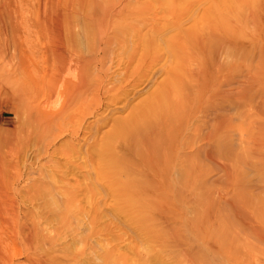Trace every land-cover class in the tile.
I'll use <instances>...</instances> for the list:
<instances>
[{
	"label": "rangeland",
	"instance_id": "374dc122",
	"mask_svg": "<svg viewBox=\"0 0 264 264\" xmlns=\"http://www.w3.org/2000/svg\"><path fill=\"white\" fill-rule=\"evenodd\" d=\"M224 29L236 31L233 38L243 46L220 52L222 63L241 71L227 82L228 75H219L222 85L217 89L226 97L238 92L249 72L264 61L249 42L264 34V0H0V126L13 140L0 148L9 177L0 182L5 192L0 190V255L7 259L2 262L236 264L247 254L264 256V247L244 234L235 243L233 230L218 219L230 193L226 169L235 164L243 168L242 159L251 157L249 149L254 151L249 142L258 137L253 127L260 120L253 111L256 99L244 108L223 98L216 106L195 109L188 133L172 139L168 163L173 167L165 183L154 177L158 167L142 164L130 151L143 124L154 128L160 123L155 127L160 129L173 121L185 96L196 95L193 88L185 91L182 80L165 78L175 60L168 42L206 34L227 40ZM56 30L72 39L64 54L84 66L72 80L54 53ZM178 62L192 68L202 57L185 52ZM22 67L27 75L18 71ZM64 77L70 86L59 80ZM55 87L62 96L51 100L52 105L56 101L54 109H45ZM17 91L28 94L22 104L3 95ZM217 115L227 124L223 131L214 129ZM198 149L200 159L183 171L180 156ZM207 150L216 151L211 160L201 154ZM159 162L165 170L166 160ZM243 176L240 183L258 191L260 177L247 169ZM255 197L256 207L264 211V195ZM174 229L192 248L194 261L177 253L165 236Z\"/></svg>",
	"mask_w": 264,
	"mask_h": 264
},
{
	"label": "bare ground",
	"instance_id": "6f19581e",
	"mask_svg": "<svg viewBox=\"0 0 264 264\" xmlns=\"http://www.w3.org/2000/svg\"><path fill=\"white\" fill-rule=\"evenodd\" d=\"M261 5L262 4H260L259 7H261ZM261 10H262V8L260 9V11ZM60 19H59V16H58L56 18V22L57 23H58V21L60 22ZM97 20H98V18H97ZM241 24H242V22H241ZM56 31H58V30H56ZM60 31H58L56 33L57 36L55 35L57 37V39H55V40H57L56 41L57 42V45L55 47L54 53H55V56L57 57V60L59 61V63L62 66L65 67V70H66L65 71V76H67L70 80H72L75 77V73L74 72L77 71L76 69H78V68L80 69V67H82L83 65L80 66L81 63H82V61H80L81 63L79 62V60L74 61L75 59L73 60V58H69V57H67L64 54L65 53L64 52V48L66 50V46L68 44H70L69 43L70 41L72 42V39L63 38L62 37V34L60 33ZM68 31H69V29H68ZM224 32H226L225 35L227 37V40L220 39L219 37L211 36L210 34L209 35L206 34V37L203 35V37L200 36L201 38L198 37V39H194V40L190 39L192 41H190V40L189 41H182V40H180L181 39L180 38L176 42H174V41L171 42V40L168 42L169 50H170V52H172L171 54L175 57L174 58L175 60H174V63L171 60L172 61V65H170L168 67L167 72H166V75H165L166 76L165 78H167L169 80L170 78L174 77V78H177V79L182 80L181 82L184 85L183 87L185 88V91H188V89L191 90L193 88V90L196 91V95L194 94L195 95L194 96L193 95V92H191L192 95L188 93L189 96L188 97L185 96V98H186L185 103H182L181 104V108H180L179 112L176 114L175 117H173V121L170 120V121H172V122H169L170 124L169 123L168 124H163L164 126H162V127L159 126L160 129L159 128L158 129L155 128L156 125H158L160 123H158L156 125L154 124L155 125L154 128H152V126H151V128H149L148 126H145V125H147V123L146 124H143L141 126V129L139 128L140 129L139 135L137 137V140H135L136 142L133 145H131V147H130L131 150L130 151H131V156H134L142 164H145V165H153L154 164L156 167H158L159 169H156L157 172L154 173V175H155L154 177H155V179H158L160 182L165 183L167 181L170 173H171V170H172L171 167H173V166H171L170 162L168 163V157H169L168 155L171 154L172 152L174 153L173 147L171 146V142H173L172 139L174 137L175 138L176 137H179L184 132L188 133L187 130L190 128V126H188L189 125L188 123L191 121V119L192 120L195 119V118H193L194 116L192 115V113H193V111L195 109L200 110V108H203L207 104H210V105L213 104L214 106H216V103H218L219 101L222 102L223 101L222 100L223 98H226L225 99L226 102L227 101L228 102L229 101H234V103L236 104L235 106H237V107L238 106H241V107L244 108L245 106H249V104L252 103V101L254 102V100L256 99L257 100V103H256L255 107H253V111L260 118V120L258 121V123H255L253 125V127H254V130H255V134H257L258 137H256L252 142H249L252 145V150H254L255 152L254 151H251V149H249V152H247V153L251 157L249 159H246L245 158L246 160L242 159L243 162L241 164H242L244 170H243L242 167H239V165L237 166V164L233 165V167H229L228 170L226 169L228 165L226 166V168H225L226 169V174H225V181H224V183H225L226 188H228L230 190L229 191L230 193H228V191H227V193L229 194V196H228V198H226V199L223 200V204H222L223 205L222 208L225 206L224 208L226 209L225 210L226 212L224 210H222V212H221L220 209H219L218 219H219V221L221 222V224L225 228H230V229L233 230V238L232 239H233V241L235 243L240 242V239H241L240 237H242V235L244 234V235L248 236L249 238H251L250 240L252 242L260 245L261 247L262 246L264 247V211L261 212L260 208H257L256 207V204H255V199H256L255 196H258V195L259 196L260 195L263 196L264 195V61L258 62L257 65H256V67L254 69H252V71L249 70L250 72L248 74V77L247 76L244 77V78H246V77L247 78L244 79L243 84L240 85V83H239V85L241 86V88H240V90L238 89L239 90L238 92L231 93L229 96H226V97L223 96L222 95L223 93L222 94L220 93L222 91H218V89H217L218 88L217 87L218 86V83H220L222 85V83L220 82V76L219 75L224 72L226 76L228 75V77L225 76L226 77L225 80L227 78H229L230 80L231 79L233 80L234 77H235V75L237 76L238 74H241V71H239L238 68L234 64H232V63H222L221 62L222 61L221 60L222 56L220 55V52L225 47L227 49L229 48V49H232V50H236V49H239V48L243 47V46H238L237 43H238L239 40L236 42L235 41L236 39L233 38V36L236 35V31L231 30V29L230 30H225L224 29ZM249 42H250V45H252V48L253 49H257L258 53L261 56H264V34H262L260 36L258 35V37L255 38V39L252 38L251 40H249ZM67 48H69V46ZM185 52L198 53L199 55H201V57H202L201 64H199V65L197 64L198 66H193L192 68L191 67L189 68V67L182 66V64L178 62V58H180V56L182 57ZM220 56H221V58H220ZM169 58H171V57H169ZM83 64H84V62H83ZM18 71L19 72L22 71L24 73V75H27L28 74V73L26 74V69L24 67H22L21 70H18ZM8 75L7 76L6 75L5 76L2 75V77L3 76L4 77H8ZM64 78H63L64 80L61 79V78L59 79V80H62L61 83L64 86H70L68 84H70L71 81L69 79H66V77H64ZM4 80H5V78H4ZM29 80H30L31 83L35 84L33 82V80H31V79H29ZM59 80H58V82H59ZM227 81H229V80H226V82ZM43 82H44V80H43ZM58 82H57V84H58ZM181 82H179V83H181ZM39 83H41V82L39 81ZM28 84H29V82H28ZM38 87H40V86H38ZM0 93L1 94L4 93V89L2 87H0ZM23 93L24 92H22V91H17L15 94L10 93L11 94L10 95V94H8V93L5 92V94H3V95H5L4 97H7L8 98V102L10 101L12 103L13 102L14 103H21V102L23 103V101L25 100V96L27 97V95H28V94H25L24 95ZM227 94H229V91H228ZM183 95H180V96H183ZM186 95H187V93H186ZM59 96L61 97L62 94H61L59 88L57 89V87H55L54 90H52L51 92H49V95L47 96V99H46V102H45L46 105H44L45 106L44 108L45 109H48V110L49 109H54L55 108V103H56L57 99H59ZM53 98L56 99V101H54V103L52 105V103H51L52 101L51 100H53ZM27 100H28V98H27ZM256 100H255V102H256ZM183 101H184V97H183ZM47 103H49V104H47ZM19 106L21 107L22 105H19ZM44 108H43V110H45ZM40 110H42V109L40 108ZM46 112H48V111H46ZM198 112H196V113H198ZM237 112H239V114H240V111L239 110H237ZM243 112H244V110H243ZM173 113H174V111H173ZM254 113H252V114H254ZM241 114L243 115V113H241ZM45 115H47V114H45ZM49 115H51V114H49ZM37 116H38L37 118H41L39 112H38ZM162 117H165V116H163V114H162ZM239 117H241V116H239ZM249 117H250V115H249ZM47 118H49V117L48 116H45V119H47ZM6 122H7V120L3 119L2 123H6ZM163 122H164V120H163ZM213 122H214V129L216 131H218L219 128H220L219 130H221L222 129L221 127H223V126H227L226 122L224 120H222V118L218 117V115L213 118ZM238 128L241 130L240 127H238ZM221 131H223V130H221ZM241 131L243 132V130H241ZM8 133L5 132V127H3V126L1 127L0 126V148L7 147V146H10V145L13 144L12 137H10V135ZM196 135H197V133H196ZM212 137L215 139V136H212ZM217 138H220V137H217ZM199 139L201 140V138H199ZM176 140L177 139H175V142H176ZM208 140H212L213 141V139H210V136H209V139ZM241 140H242V138H241ZM181 143H182V141H181ZM209 143H210V141H209ZM211 144H212V142H211ZM217 145H218V142H217ZM176 146H177V144H176ZM214 147H216V144L214 145ZM243 147L244 146H242V148ZM207 149H209V148H207ZM247 150H248V148H247ZM205 151H204V153H201V154L203 156H205L206 159H210L211 160L212 157L215 156V152L216 151H208V150H207L208 152H205ZM218 153H220V152H218ZM175 154H176V152H175ZM199 154H200V150L198 149L193 155H185L184 154L183 156H180L181 157V160H179L180 158L179 159L177 158V160L180 161L179 164L181 165L179 167H182V169L184 171V168H183L184 166L192 165L196 161V160L195 161L193 160L194 158H197L198 160L200 159L199 158ZM178 155H179V153H178ZM172 156H173V154H172ZM203 156H202V158H203ZM161 159L163 161L166 160V163L167 164H166V169L165 170L164 169H161L162 168V165L159 162V161H161ZM172 164H173V162H172ZM223 167H224V165H223ZM245 169L250 170L252 172H255L260 177V180L261 181L259 182L258 191L256 190V188H252L250 185H249L250 187H248V185L246 186V184H244L245 185L244 186L242 183H240L241 177H244L243 174H244ZM5 170H6V165L0 159V182L2 184H5V183H7L9 181V179H8L9 177L5 174ZM185 173L187 174L186 171H185ZM254 185L255 184H252L253 187H254ZM164 187H165V190L166 191H168V189L170 190L169 187H167L168 189L166 188V186H164ZM1 189H4V188H1ZM255 190L257 191L256 194L253 192ZM1 191H3L1 193H5L4 190H1ZM225 195L226 194H224V196ZM0 197L2 198V196H0ZM220 200L221 199H219V201ZM207 203H208V201H207ZM0 204H2V203L0 202ZM215 207H217V206H215ZM262 207H263V205H262ZM2 208H3V206H2ZM204 209H205V207H204ZM224 212H225V214H224ZM35 225H38V224L35 223L34 226ZM167 230L165 231L166 232L165 233V236L168 237L169 240L171 239L170 241L173 244V246H175L176 252L179 253V254H181L182 256L188 258L189 260L190 259L193 260L194 255H193L192 248L191 247H186L185 244L187 242L184 243L185 240L182 239L181 235L175 229L174 230H170V231H167ZM30 231H31V229H30ZM33 232L35 234V231H33ZM33 232H31V233H33ZM36 234H38V233H36ZM26 235H27V232H26ZM39 235L40 234H38V236L37 235L36 236L39 237ZM226 237H228V236H226ZM42 238H44V237L42 236ZM45 238H46V236H45ZM46 240H48V239H46ZM31 241H32V239H31ZM227 241H229V240H227ZM230 245H231V243H230ZM251 249H252V245H251ZM210 250H208L207 253H209ZM220 250L221 251L223 250V252H225L226 257L227 256L228 257H232V255L227 254V251H224V248L221 247ZM253 250L255 251V248L254 247H253ZM210 252L213 254L212 251H210ZM258 253H259V251H258ZM202 255H204V252H203ZM196 256H198V255H196ZM207 256H208V254H207ZM255 256L256 255H254V254L253 255L247 254L245 256L243 262L236 263V264H261L260 257L261 258H264L263 252L261 254H259V256H257V257H255ZM4 258H5V260H4ZM4 258H3V256L0 255V264H2V263L5 264V262H2V261H6L7 259H6V257H4ZM241 258H243V257H241ZM200 259H201V257H200ZM192 260H190V261H192Z\"/></svg>",
	"mask_w": 264,
	"mask_h": 264
}]
</instances>
